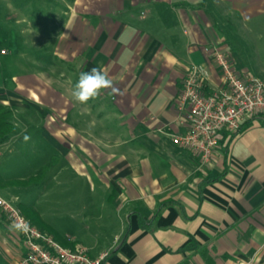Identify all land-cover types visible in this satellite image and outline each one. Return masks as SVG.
<instances>
[{"label":"crops","instance_id":"obj_1","mask_svg":"<svg viewBox=\"0 0 264 264\" xmlns=\"http://www.w3.org/2000/svg\"><path fill=\"white\" fill-rule=\"evenodd\" d=\"M52 2L53 41L39 44L52 46L54 62L47 54L21 80L22 108L39 115L24 113L22 124L38 135L21 150L15 140L28 129L0 135V194L61 244L79 243L90 256L106 252L102 264H264L263 116L223 132L203 163L169 135L186 128L176 97L190 63L204 67L208 90L221 84L212 46L238 72L264 78V0ZM94 67L121 94L102 89L80 104L71 91ZM15 154L21 157L11 160ZM46 163L53 188L62 190L55 203L70 204L65 212L76 229L59 231L43 200L30 198L47 193L45 180L11 179ZM22 251L0 212V264H17Z\"/></svg>","mask_w":264,"mask_h":264},{"label":"built area","instance_id":"obj_2","mask_svg":"<svg viewBox=\"0 0 264 264\" xmlns=\"http://www.w3.org/2000/svg\"><path fill=\"white\" fill-rule=\"evenodd\" d=\"M211 58L221 76L220 86L208 90L205 69L197 63L186 68L176 102L185 122L182 132H170L171 142L207 162L223 132L234 133L254 116L264 118V78L238 72L226 51L211 47ZM0 212L16 230L23 247L17 264H102L106 252L87 254L83 245L65 246L39 228L13 200L0 194Z\"/></svg>","mask_w":264,"mask_h":264},{"label":"rangeland","instance_id":"obj_3","mask_svg":"<svg viewBox=\"0 0 264 264\" xmlns=\"http://www.w3.org/2000/svg\"><path fill=\"white\" fill-rule=\"evenodd\" d=\"M57 6L54 2L50 3V0H0V101L6 103L12 109L11 120L17 123L15 126L13 125V128L15 130H20L21 128L28 129L23 132L20 131L18 133L19 137L15 140L17 142L21 140L20 145L17 142L14 143L15 147L19 145L20 150L25 147L23 145L24 140L32 138L33 136L37 137L38 135L36 126L22 124V122L27 120L24 113L33 115V118L39 116H37L33 109L26 110L22 108L25 101L22 98V93H25V91L21 90L22 75L36 72V64L47 54L51 62H54L55 57L51 54L52 46L39 44V41L41 42L45 39L48 40V43L53 41L55 23L52 18L53 12L57 10ZM41 116L43 117V115ZM36 144H38L37 140ZM38 155L40 157L38 156L37 160L40 161L45 157L42 153H38ZM20 157V155L15 154L10 159L14 160ZM27 166L30 168V163ZM37 168L31 172H25L28 169L26 168L27 170H24V168H21L20 171L12 173L11 179L19 180L17 177L20 178V176L25 179L34 174ZM49 170L52 169L46 168L38 177V180L46 181L47 193L39 196V192H33L30 198H37L38 205L41 199L43 200L41 207H44L46 215L56 225L59 231L65 232L68 231V228L76 229L77 222L68 217L67 211L65 212V209L70 208V204L64 206L59 204L58 206L55 203L56 199L62 198L60 193L62 190L57 187L53 188V172ZM16 183L18 182L16 181ZM71 191L66 190V192ZM101 196L103 195H95L93 197L99 200ZM19 199H21L20 195ZM55 208L58 210H55ZM21 209L30 222L33 223L26 208L21 206ZM75 212L79 215L80 211L77 208Z\"/></svg>","mask_w":264,"mask_h":264},{"label":"clouds","instance_id":"obj_4","mask_svg":"<svg viewBox=\"0 0 264 264\" xmlns=\"http://www.w3.org/2000/svg\"><path fill=\"white\" fill-rule=\"evenodd\" d=\"M102 89H111L113 94H121L120 89L114 87L107 72L94 67L89 72L80 73L71 91V96L76 102L86 104L90 99L98 96Z\"/></svg>","mask_w":264,"mask_h":264},{"label":"trees","instance_id":"obj_5","mask_svg":"<svg viewBox=\"0 0 264 264\" xmlns=\"http://www.w3.org/2000/svg\"><path fill=\"white\" fill-rule=\"evenodd\" d=\"M11 119H12V109L7 104L0 101V135L7 133V132L12 130L13 124L11 122ZM46 165H48V163L39 167L36 170V172L34 174H32L31 176H29L25 179L15 180L14 182L16 183V181H17L20 184H26V183H29L32 181H36L38 179V177L40 176V174L46 168ZM19 208H21V204H19ZM20 210L26 216V214L22 211V209H20ZM140 225L142 226V222L140 223ZM36 226H38V225H36ZM38 227L43 228L42 226H38ZM70 244H72V243H70Z\"/></svg>","mask_w":264,"mask_h":264}]
</instances>
